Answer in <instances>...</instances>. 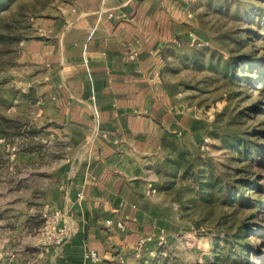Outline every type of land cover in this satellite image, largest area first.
Here are the masks:
<instances>
[{
  "label": "rangeland",
  "instance_id": "1",
  "mask_svg": "<svg viewBox=\"0 0 264 264\" xmlns=\"http://www.w3.org/2000/svg\"><path fill=\"white\" fill-rule=\"evenodd\" d=\"M179 1L182 28L176 41L163 47L155 77L173 92L169 110H181L179 117H184L170 126L158 150L143 155L146 177L156 188L148 202L170 213L165 227L149 214L127 227L149 232L156 223L165 234L162 244L155 239L142 248L138 264H235L217 259L219 251L227 253L225 238H233L247 221L264 230V209L250 218L253 208L225 203L223 193L203 189L201 182L210 171L226 180L243 174L264 182V167L251 166L250 175L236 172L244 163L233 160L235 152L221 142L224 133L238 132L264 143L255 131L264 129V87L231 80L223 71L224 60L231 57L264 64V0ZM69 2L8 0L0 9V264L32 263L37 257L30 251L43 247L37 241L43 203L37 201L41 189L34 183L33 161H23L24 153L17 161L16 154L54 143L37 115L21 43L40 34L43 20ZM196 171L199 177H192ZM244 194L260 195L252 188ZM245 239L254 251L240 264H264V237L249 232Z\"/></svg>",
  "mask_w": 264,
  "mask_h": 264
},
{
  "label": "crops",
  "instance_id": "2",
  "mask_svg": "<svg viewBox=\"0 0 264 264\" xmlns=\"http://www.w3.org/2000/svg\"><path fill=\"white\" fill-rule=\"evenodd\" d=\"M181 7L179 0H70L22 41L26 80L54 146L16 160L32 158L37 201L68 210L72 237L60 249L34 248L35 261L21 264H81L86 249L102 257L96 264H138L140 236L158 226L141 232L128 224L147 214L167 219L168 209L148 202L154 182L143 161L184 117L169 110L173 94L155 77L163 47L182 28ZM124 215L131 217L124 231L106 226Z\"/></svg>",
  "mask_w": 264,
  "mask_h": 264
},
{
  "label": "trees",
  "instance_id": "3",
  "mask_svg": "<svg viewBox=\"0 0 264 264\" xmlns=\"http://www.w3.org/2000/svg\"><path fill=\"white\" fill-rule=\"evenodd\" d=\"M8 0H0V9L6 4ZM246 69L248 74H238V70ZM223 71L231 80L242 81L252 86L262 85L264 87V64L261 65L260 62L251 59L249 57L240 58H229L224 60ZM170 94H173L170 91ZM253 109H260L256 105L252 107ZM257 133L264 138V129H256ZM162 138V142H163ZM222 144L229 150L235 152V156L232 157L236 162H243L241 168H236L238 173H247L250 175L252 172L250 170L251 166L256 165L259 168L264 167V143L259 142L254 138L242 135L238 132H226L221 136ZM199 169V168H198ZM187 172V169L184 171ZM198 171L192 172V177H199ZM243 175V174H240ZM235 176L231 180L223 179L221 176H216L213 171H210L207 181L204 183L203 189L212 190L218 189L219 192L223 193L225 198V203L231 204L236 203L237 206H247L253 208L254 212L250 214V218L256 217L257 213H261V209H264V182H258L257 179L250 176ZM262 175V174H259ZM205 179V178H204ZM214 179V180H212ZM254 189L260 195L255 198L247 197L244 194V190ZM170 213V212H169ZM168 213V214H169ZM166 219H157V222L161 226H166ZM252 232L256 235H262L264 237V230L255 228L250 222H244L240 224L233 238L226 237L225 243L227 248V253L219 251L217 254V259L232 263L240 264L249 261L250 252L254 251L253 245L245 239L247 233ZM262 233V234H260ZM245 239V240H243ZM236 249L233 250V247ZM259 257V255H257Z\"/></svg>",
  "mask_w": 264,
  "mask_h": 264
},
{
  "label": "built area",
  "instance_id": "4",
  "mask_svg": "<svg viewBox=\"0 0 264 264\" xmlns=\"http://www.w3.org/2000/svg\"><path fill=\"white\" fill-rule=\"evenodd\" d=\"M111 16V14H109ZM129 58H134V53L129 54ZM85 63L87 59L83 60ZM103 137L114 143L118 140H111L106 134ZM11 156L14 157L15 153L12 152ZM10 169L12 167H9ZM156 188L154 184L149 183L146 189L148 195H154ZM77 197H82V192H78ZM41 216L43 218L42 224L38 230L37 241L45 249L50 247L60 249L62 248L72 237L71 221L69 220V212L65 207L53 206L48 202H44L41 206ZM131 219L129 215H124L117 218L115 221L111 219L105 220V224L108 228L115 226L120 231L126 229L127 222ZM155 239L158 240V244L165 242V234L163 230L156 227L152 232L140 236L137 247L142 249L147 244L151 243ZM102 261V257L93 249H86L83 252V261L81 264H96Z\"/></svg>",
  "mask_w": 264,
  "mask_h": 264
}]
</instances>
